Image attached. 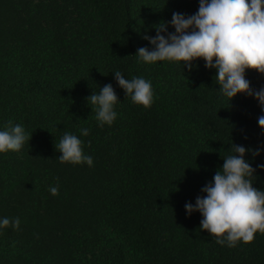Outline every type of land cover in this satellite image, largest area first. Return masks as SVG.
<instances>
[{"label":"trees","instance_id":"obj_1","mask_svg":"<svg viewBox=\"0 0 264 264\" xmlns=\"http://www.w3.org/2000/svg\"><path fill=\"white\" fill-rule=\"evenodd\" d=\"M0 264H264V0H0Z\"/></svg>","mask_w":264,"mask_h":264}]
</instances>
